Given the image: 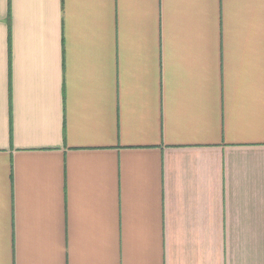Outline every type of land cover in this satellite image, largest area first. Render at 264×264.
I'll list each match as a JSON object with an SVG mask.
<instances>
[{
  "label": "crops",
  "instance_id": "obj_1",
  "mask_svg": "<svg viewBox=\"0 0 264 264\" xmlns=\"http://www.w3.org/2000/svg\"><path fill=\"white\" fill-rule=\"evenodd\" d=\"M0 0V264H264L260 0Z\"/></svg>",
  "mask_w": 264,
  "mask_h": 264
},
{
  "label": "clouds",
  "instance_id": "obj_2",
  "mask_svg": "<svg viewBox=\"0 0 264 264\" xmlns=\"http://www.w3.org/2000/svg\"><path fill=\"white\" fill-rule=\"evenodd\" d=\"M236 7L241 16L254 11H264V0H260L259 3H248V4H237ZM44 6L39 2V0H30L28 4L25 5V9H30L39 18V14L43 11Z\"/></svg>",
  "mask_w": 264,
  "mask_h": 264
}]
</instances>
